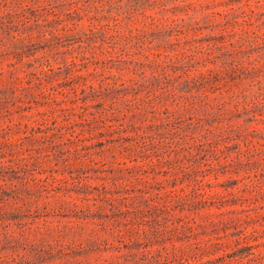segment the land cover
Listing matches in <instances>:
<instances>
[{"label": "rangeland", "instance_id": "rangeland-1", "mask_svg": "<svg viewBox=\"0 0 264 264\" xmlns=\"http://www.w3.org/2000/svg\"><path fill=\"white\" fill-rule=\"evenodd\" d=\"M0 264H264V0H0Z\"/></svg>", "mask_w": 264, "mask_h": 264}]
</instances>
